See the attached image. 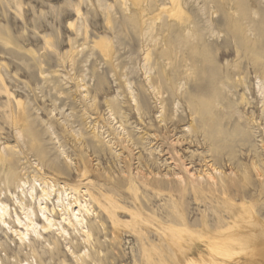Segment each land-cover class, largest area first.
Here are the masks:
<instances>
[{
  "label": "rangeland",
  "instance_id": "obj_1",
  "mask_svg": "<svg viewBox=\"0 0 264 264\" xmlns=\"http://www.w3.org/2000/svg\"><path fill=\"white\" fill-rule=\"evenodd\" d=\"M187 30L205 41L184 43ZM228 38L242 49L219 59ZM179 44L194 57L182 61ZM170 47L173 65L159 57ZM147 50L155 84L160 68L182 84L165 121ZM252 58L264 62V0H0V264H260L250 247L219 251L227 228L244 244L264 228V73ZM234 64L239 74H225ZM194 74L203 81L191 88ZM213 106L223 112L216 143L202 129L216 127ZM77 209L71 227L63 217ZM27 217L36 233L20 244L13 230Z\"/></svg>",
  "mask_w": 264,
  "mask_h": 264
},
{
  "label": "bare ground",
  "instance_id": "obj_2",
  "mask_svg": "<svg viewBox=\"0 0 264 264\" xmlns=\"http://www.w3.org/2000/svg\"><path fill=\"white\" fill-rule=\"evenodd\" d=\"M136 1H138V0H136ZM171 2H172V4L174 5V6H178V1L179 0H170ZM132 2H135V0H132ZM178 8V7H177ZM174 15H176V16H180L179 14H180V12L178 13V11H177V13H173ZM251 29L250 28H248V30H247V32H249ZM247 32H242V31H237L236 29L233 31V35L235 34L236 35V33H237V35H239V37H241L240 39H243L242 41L243 42H241L242 44L243 43H245V44H247V41H248V43H250V42H252L251 44H254L255 42L253 41V39L255 38V36L253 37V38H251V37H249L248 35H247ZM146 34H148V31H146ZM211 34L212 35H210V37H211V39H212V41H213V43L215 42H217L218 40H219V38L221 37V35L219 34V32H217V34L216 33H213V31L211 32ZM228 34V33H227ZM227 34H226V36H227ZM149 35V34H148ZM178 35H180V34H178ZM229 36H231L230 34H228ZM262 35H263V31L262 32H260L259 33V35H257L259 38H261L262 37ZM204 34L203 33H200V34H198L196 37H194V34H193V31H189V30H187L186 31V33H185V35L183 36V35H180V37L183 39V41H184V43H186V44H188L189 42H190V40H191V44H194L193 42V37H194V40H196L197 42H199V41H202V42H204L205 41V39H204ZM228 37V36H227ZM231 37H233V36H231ZM176 38V37H175ZM177 38H179V37H177ZM190 38V39H189ZM234 38V37H233ZM236 38V37H235ZM149 39H151V38H149ZM226 39V37H222L220 40H225ZM231 39V38H230ZM228 40H229V38H228ZM227 40V42H229L227 45H226V50H223V51H221V52H219V53H216L217 54V58H219V59H221L222 57H226V56H229V55H232L233 53H234V55H236L237 56V53H238V51H240L239 49H238V47L239 46H237V44L233 41V42H231V40H229L228 41ZM235 41H237V40H235ZM250 41V42H249ZM208 42V41H207ZM209 43V42H208ZM210 43H211V40H210ZM245 44L244 45H241V46H245ZM250 44V45H251ZM256 44V43H255ZM255 44H254V46H255ZM183 45L184 44H181V46H180V44H179V47H178V52L180 53V58H181V60L184 58V57H182V56H185V57H190V59L191 58H193L194 56L193 55H191L187 50H185V49H183V48H181V47H183ZM174 46V45H173ZM172 46V47H173ZM219 46V45H218ZM247 46H248V44H247ZM93 47L94 48H97V49H99V51L101 52V54L103 55V57L104 58H106L107 56H108V53H109V51H108V48H107V45H106V43H105V41L103 40V39H99L98 41H96L94 44H93ZM172 47H170V49L169 50H164L161 54L159 53V57H161V58H163V60H167L168 61V64L169 65H173L172 63V59H173V57H171V52L174 54V55H176V52H175V49H173ZM225 47V46H224ZM223 47V48H224ZM171 48H172V50H171ZM175 48V47H174ZM240 48V47H239ZM255 48V47H254ZM249 49H250V47H249ZM248 49V47H246L245 48V50L247 51V50H249ZM170 50H171V52H170ZM215 54V53H214ZM213 54H211V56H212ZM207 57H208V55H207ZM179 58V59H180ZM201 58L203 59H205V54H203V55H201ZM215 58V62L217 61L216 60V57H214ZM214 58H212V59H214ZM235 58H237V57H235ZM186 59V58H185ZM185 59H183L182 61H184ZM210 59H211V57H210ZM258 58H252L251 59V67L253 68V70L254 71H259L261 74L262 73H264V62H259V63H257L258 62V60H257ZM143 60H144V69H145V74L146 75H148V76H146V79H147V82H148V85H149V87H150V89H151V91H152V93L154 94V96L157 98V100L159 101V108H160V110H159V112L161 113V115L159 116L160 117V121H165V111L168 109L167 108V106L169 105V103H170V100L172 99V98H174L177 94V90H179V87L176 85V83H175V79H177V75L175 76H171V77H168L167 76V72L163 69V68H160V67H162L163 66V64L162 65H160L158 62H157V64H159V68H160V74H159V76L157 77V81L159 82L158 84L156 83H154L152 80V76H150V71H151V66L149 65V60H150V53H149V51L147 50L146 52H145V55H144V58H143ZM174 60H175V58H174ZM173 60V61H174ZM178 60V59H177ZM180 60V61H181ZM206 61H208L209 62V58L208 59H205ZM176 61V60H175ZM181 61V62H182ZM202 61H204V60H202ZM211 61V60H210ZM236 62H237V60H235ZM177 63V62H176ZM239 63V62H238ZM238 63H236V64H238ZM228 65V64H227ZM226 65V66H227ZM238 65H240V64H238ZM176 67H177V65H175ZM175 66H171L170 67V69L172 68V69H175ZM191 66H192V64H191ZM191 66H189V68H188V66H187V68L188 69H191V70H193L194 68H192ZM233 67V66H232ZM200 68H201V70H204V69H206V65H201L200 66ZM211 68V67H210ZM225 68V67H224ZM242 68H244V67H242ZM242 68H240V70L242 69ZM199 69V68H198ZM213 69H214V67H213ZM236 69V70H235ZM238 69H239V67L236 65L235 66V64H234V67H233V69L231 68V69H228V68H226L225 70V74H228L229 76L231 75V74H239L238 72H240V71H238ZM245 69V68H244ZM243 69V70H244ZM201 70H199V71H201ZM198 71V73H200ZM242 71V70H241ZM202 72V71H201ZM205 72V71H204ZM227 72V73H226ZM181 75V74H180ZM196 77H197V75L196 74H194ZM228 75H226L227 76V79H230L229 77H228ZM188 76V80L190 79L189 78V76L190 75H187ZM199 76V75H198ZM192 77L193 78H191L190 79V85L192 86L191 88H193V87H199V86H201L199 83L201 82V81H203L201 78H199V77H197V78H199V80L196 78V77H194L193 75H192ZM263 78H264V76H262ZM217 78H219V76H217ZM184 79V78H183ZM193 79V80H192ZM216 79V78H215ZM218 80V79H217ZM187 81V80H186ZM211 81L213 82V80L211 79ZM216 81V80H215ZM188 82V81H187ZM202 84V83H201ZM213 84H214V82H213ZM258 89H259V91L261 92L263 89H264V79L262 80V79H260V80H258ZM82 86H84V84L82 85ZM181 87H182V84H181ZM180 87V88H181ZM99 90L101 89V85L99 86V88H98ZM130 89V88H129ZM169 90V96L166 98H163V96H162V91L161 90ZM130 94H131V98H132V102H133V105H134V107H135V109L138 111V112H140L141 110H143L144 109V106L142 107V105H140V103L138 102V100L136 99V97L133 95V93H132V90H130ZM183 94H187V90L186 89H183L182 91L180 90V92H179V94L178 95H183ZM216 97H218V95L216 96ZM215 97V98H216ZM219 98V97H218ZM219 100V99H218ZM241 102H242V100H241ZM114 105H111V109H113V110H115L116 108H115V103H113ZM177 106H178V104H177V102L174 104V112H170L171 114H172V117H170V122L171 123H176V122H178V120H179V116H176L175 115V113H176V109H177ZM188 111H189V114L191 115V116H195V115H197L198 117H200V118H203V120L205 121V117L203 116V115H201V113L199 114V109L197 108V106L196 105H191V104H189L188 106ZM214 107V111H211V112H209V113H211V114H213V113H215V115H217L216 117H214L215 115H210L209 116V119H213V124L214 125H216V127H213L212 129L210 128V130H212V132L211 133H209L210 131H209V128H207V129H204V128H202L203 129V133H204V137H205V139L206 140H209V142H211V143H216L217 141H220V140H222V138L219 136V133H220V129H221V117H223V112L219 109V108H217L216 106H213ZM213 107H211L212 109H213ZM210 108V109H211ZM211 109V110H212ZM117 110V109H116ZM119 110V109H118ZM118 112V111H117ZM213 112V113H212ZM203 113H205V112H203ZM174 116H176V117H174ZM173 118H176V119H173ZM230 118V117H229ZM227 119V121L229 122L231 119ZM226 121V122H227ZM206 122V121H205ZM217 122H218V124H217ZM224 123V122H223ZM225 124V123H224ZM204 125H207V123L206 124H204ZM188 132L191 130V126H189V127H187V129H186ZM206 130H208L209 132H207V134H206ZM211 134V136L209 135V134ZM98 142H100V141H98ZM41 156H42V154H41ZM1 158V157H0ZM22 183H24V182H22ZM41 191H42V193H43V195H47V192L44 190V189H41ZM78 205L80 206V204L78 203ZM45 208V207H44ZM77 214H73L72 216H73V218L75 219L74 221H72L69 217H63V219L64 220H66V222L71 226V227H74L75 226V223H78V224H81L82 223V220H83V213L79 210V209H77ZM84 213H87L89 210L88 209H86V208H84ZM6 214V205H4V204H0V222H2V223H4L5 221H4V215ZM7 215V214H6ZM27 220H28V222L26 223V224H24L23 225V230H17V229H14L13 231L16 233V235H17V237H18V239H19V241H20V244H23L24 243V239L28 236V231H29V229H31V231L33 232V233H36L35 232V230H36V227H35V222H34V220L32 219V218H30V217H27ZM49 221L50 220H48V223L47 224H45V225H41L40 226V228L41 229H43V230H48V229H50V227H51V225H50V223H49ZM248 224H250L249 222L250 221H246ZM18 223H20V221L18 220ZM255 226H256V224H254ZM255 226H254V229H253V231L255 230ZM257 227V226H256ZM257 229V231H254V232H250L249 233V235H244V237H245V240L246 241H248V244L246 243V244H244V243H242L241 241H239L240 240V238L241 237H239V236H236V234H233V233H231V231L229 230V228H227V231L226 232H223L222 233V235H224V238L226 239L225 240V246L224 247H222V248H220L219 249V251L221 252V250H224V249H230L231 250V246H233V245H238L239 246V249L240 250H247V247H250V249L248 250V252L249 253H251V254H253L254 256H256L257 258H259L260 259V264H264V228L263 227H257L256 228ZM61 231L62 232H65V230L63 229V228H61ZM85 234H86V236L87 237H89V232H88V230H85ZM28 239V238H27ZM242 239V238H241ZM231 241L232 242H234V243H231ZM232 244V245H231ZM229 251V250H228ZM227 251V252H228ZM233 251H234V248H233ZM253 256V257H254ZM252 260H254V259H252ZM27 264V263H26Z\"/></svg>",
  "mask_w": 264,
  "mask_h": 264
}]
</instances>
